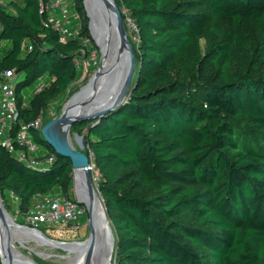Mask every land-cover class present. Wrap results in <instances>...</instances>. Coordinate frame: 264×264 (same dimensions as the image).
Masks as SVG:
<instances>
[{"label":"trees","instance_id":"16d2710c","mask_svg":"<svg viewBox=\"0 0 264 264\" xmlns=\"http://www.w3.org/2000/svg\"><path fill=\"white\" fill-rule=\"evenodd\" d=\"M47 2L0 1V72L17 74L13 131L59 109L82 60L96 66L83 0H67L78 35L66 41ZM115 2L136 26L132 90L70 129L113 228L112 264H264V0ZM44 193L74 199L70 160L30 167L0 144V195L17 224L31 227L25 214Z\"/></svg>","mask_w":264,"mask_h":264},{"label":"bare ground","instance_id":"6f19581e","mask_svg":"<svg viewBox=\"0 0 264 264\" xmlns=\"http://www.w3.org/2000/svg\"><path fill=\"white\" fill-rule=\"evenodd\" d=\"M85 4L87 13L91 18L90 27L94 35L93 39L101 54V61L93 77L90 79V83L75 93L66 104L65 111L67 112H73L78 107L85 106L91 96V91L100 97L116 96L122 84L125 72L124 66L127 63L125 56H123L119 48L116 26L114 24L103 25L95 18L88 0H86ZM106 83L105 88L98 90L101 85ZM73 178L76 194L84 201V205L89 215H91L88 225L90 227L91 224L94 231V239L92 243L88 239L78 242L79 248L77 250L71 248L74 251V256L71 258L70 263L76 262L79 257L84 255L89 245H91L92 257L90 264H111L115 237L101 197L94 185V178L92 177L91 191L86 189L80 169L74 170ZM42 237L49 242H53V240L47 239L44 235ZM33 239L34 236L30 235L21 225L16 223L15 217L5 208L3 201H0V253L4 264H27L20 253V247H24L27 242ZM4 241L8 242V248L12 254L11 262H9L6 256Z\"/></svg>","mask_w":264,"mask_h":264},{"label":"built area","instance_id":"2783aa9c","mask_svg":"<svg viewBox=\"0 0 264 264\" xmlns=\"http://www.w3.org/2000/svg\"><path fill=\"white\" fill-rule=\"evenodd\" d=\"M44 8L48 11L50 24L59 31L61 41L78 35V28L71 27V17L78 18V15L70 13L67 0H48ZM134 27L136 30L135 24ZM90 59L96 64L94 51ZM75 64L78 66L79 61L75 60ZM80 64L85 70L88 61L82 60ZM16 80L17 74L14 69H4L0 72V144L30 167L46 168L53 163L55 153H41L40 147L29 133L30 127L40 130V118L30 124L22 123L13 131L12 125L17 118ZM44 86L45 82L41 80L36 86V91H40ZM83 213V206L75 199L60 193H44L34 196L25 214V220L32 229H38L43 225L48 227V230H62L70 226L78 227L80 224L77 219Z\"/></svg>","mask_w":264,"mask_h":264},{"label":"water","instance_id":"95a60500","mask_svg":"<svg viewBox=\"0 0 264 264\" xmlns=\"http://www.w3.org/2000/svg\"><path fill=\"white\" fill-rule=\"evenodd\" d=\"M85 2L86 0H83V5L86 10ZM88 4L95 18L98 19V21H100L103 25L108 26V25L114 24L116 26V34L119 40V48L121 49L123 56H125L127 60V63L124 66L125 72H124V77L122 79V84L120 86L118 94L114 97H111V96L100 97V96L93 94L91 91V96L89 97L85 106L78 107L73 112H67L65 111V108H64L63 112L60 115L53 117L52 119L48 120L40 127V134L43 137V139L48 144L51 145L56 155L68 158L70 160L73 173L75 169L81 170L82 177L85 183V187L88 191H91L92 190V177H91V171H90L91 170L90 158L82 150L81 147L77 148L70 143V129L73 123L82 121V120H90L94 118H99L103 116L107 111L113 109L114 107L123 103L126 100L130 91L132 90L131 83H132V79L135 73V55L132 49L131 42L128 37V32H127L125 23L122 19L120 10L115 0H88ZM86 15L88 17L89 33L93 39L91 28H90L91 18L88 15L87 11H86ZM100 61H101V54H100ZM89 83H90V80L88 81L86 85H88ZM106 85L107 83L104 85H101L98 88V90H100L101 88H105ZM76 137L79 140H81L80 135L76 134ZM73 183H74V178H73ZM74 199L80 205L84 204V201L81 198H79L78 195ZM0 201H2L1 195H0ZM90 217L91 215H89V212H88V221ZM23 227L29 230H35L41 235H44L38 229H32L31 227L28 228L25 226ZM89 228H90V234L87 239L90 241V243H92L94 239V231L91 227V224ZM44 236L47 239H50L46 235ZM56 242H59V241H56ZM75 242H80V241H75ZM7 243H8L7 241H4L3 244H4V247L6 248L5 249L6 256L8 257L9 262H11L12 254L8 248L9 246ZM59 243H74V242L72 241V242H59ZM91 257H92V248H91V245H89V247L85 250V253L83 256L79 257V259L76 262L69 263V264H90ZM0 260H1V263L4 264L1 253H0ZM25 261L27 264H33L31 261H29V259Z\"/></svg>","mask_w":264,"mask_h":264},{"label":"rangeland","instance_id":"374dc122","mask_svg":"<svg viewBox=\"0 0 264 264\" xmlns=\"http://www.w3.org/2000/svg\"><path fill=\"white\" fill-rule=\"evenodd\" d=\"M86 11L87 10H85V14ZM123 12L125 13L124 10ZM123 21L125 23L128 32L129 40L137 42L136 30L133 21L128 16H126ZM91 33L92 36L94 37L92 29H91ZM96 50H97L98 58H96L97 62L95 64L96 65L95 69L93 71H88L87 68L83 70V74L81 78L75 83H73V85L70 88L68 97L60 105L59 109L56 112L54 113L48 111L41 112V115L39 116L41 126L48 120L52 119L53 117L60 115L63 112L66 104L70 101V99L74 96V94L77 93L80 89H82V87L85 86L88 83V81L93 77L95 70L100 65V51L97 45H96ZM132 83H133V79H132ZM70 143L77 148L79 147H81L82 149L84 148L82 137L81 140H79L76 137V133L70 132ZM95 178L96 176H94V179ZM72 192H73V198H76L77 195L73 183V172H72ZM82 206L84 209L83 214L86 216V220L83 223H79L80 225L78 227L70 226L62 230H55V229L48 230L47 229L48 227L43 225L40 226V227H44V231L41 232L44 235H46L48 238L55 240L53 242H49L43 239L42 235L36 232L35 230H29L23 227L30 235L34 236V239L32 241L27 242V244H25L24 247H20L21 248L20 253L23 259L24 260L29 259V261H31L33 264H69L71 258L74 256V251L71 248H74L75 250L79 248L78 242L75 241H80V242L84 241L89 237L90 234V228L88 225V212L85 205L83 204ZM13 217H15V215H13ZM56 241L59 242L73 241L74 243H59ZM114 255H115V249L112 255L111 264L113 262Z\"/></svg>","mask_w":264,"mask_h":264}]
</instances>
